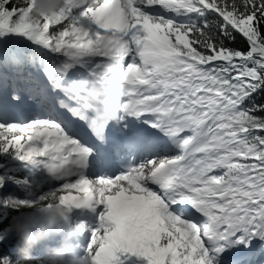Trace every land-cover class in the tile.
<instances>
[{
  "label": "snow or ice",
  "instance_id": "obj_1",
  "mask_svg": "<svg viewBox=\"0 0 264 264\" xmlns=\"http://www.w3.org/2000/svg\"><path fill=\"white\" fill-rule=\"evenodd\" d=\"M67 3L0 0V234L55 200L93 210L91 264H264V0Z\"/></svg>",
  "mask_w": 264,
  "mask_h": 264
},
{
  "label": "clouds",
  "instance_id": "obj_2",
  "mask_svg": "<svg viewBox=\"0 0 264 264\" xmlns=\"http://www.w3.org/2000/svg\"><path fill=\"white\" fill-rule=\"evenodd\" d=\"M30 4L29 16L34 22L52 17L68 6L67 0H30ZM88 100L110 120L119 122L120 97L98 86L89 90ZM69 212L55 200L21 208L10 222L17 240L18 259L14 264H91L90 257L78 247L77 226H68ZM37 249L41 251L34 261Z\"/></svg>",
  "mask_w": 264,
  "mask_h": 264
},
{
  "label": "trees",
  "instance_id": "obj_3",
  "mask_svg": "<svg viewBox=\"0 0 264 264\" xmlns=\"http://www.w3.org/2000/svg\"><path fill=\"white\" fill-rule=\"evenodd\" d=\"M11 6V5H10ZM218 17L213 15V16H209L208 19L211 22H214ZM218 30V28H217ZM234 36H235V40L234 41H230L229 44L232 47H241V48H246V41L244 40V38H242L241 34H239L238 32H234ZM253 99L257 102V103H264V89L258 91L257 93L254 94ZM247 103V102H246ZM258 115H264V113H257ZM22 171L17 173L18 175H22ZM3 235V239L8 238V239H12L14 234L11 232L10 227L2 234ZM10 248H17V242L12 243V247H8L7 245H4L0 239V252H7L10 250ZM15 258V256H14Z\"/></svg>",
  "mask_w": 264,
  "mask_h": 264
},
{
  "label": "rangeland",
  "instance_id": "obj_4",
  "mask_svg": "<svg viewBox=\"0 0 264 264\" xmlns=\"http://www.w3.org/2000/svg\"><path fill=\"white\" fill-rule=\"evenodd\" d=\"M131 257H133L134 259L138 260L139 264H146V261H144V259L140 260L139 258H136L134 255H131Z\"/></svg>",
  "mask_w": 264,
  "mask_h": 264
}]
</instances>
